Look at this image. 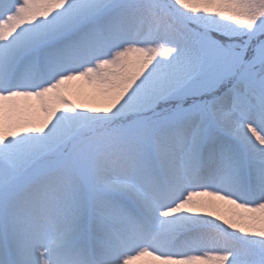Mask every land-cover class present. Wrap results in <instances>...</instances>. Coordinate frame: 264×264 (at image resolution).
<instances>
[{"label":"snow or ice","instance_id":"obj_1","mask_svg":"<svg viewBox=\"0 0 264 264\" xmlns=\"http://www.w3.org/2000/svg\"><path fill=\"white\" fill-rule=\"evenodd\" d=\"M0 264H264V0H0Z\"/></svg>","mask_w":264,"mask_h":264}]
</instances>
